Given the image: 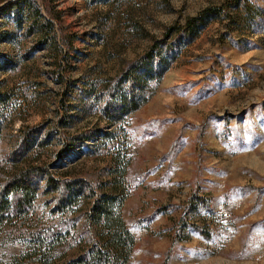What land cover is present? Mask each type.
Returning a JSON list of instances; mask_svg holds the SVG:
<instances>
[{"label": "rangeland", "instance_id": "rangeland-1", "mask_svg": "<svg viewBox=\"0 0 264 264\" xmlns=\"http://www.w3.org/2000/svg\"><path fill=\"white\" fill-rule=\"evenodd\" d=\"M9 1L0 0V189L34 167L36 190L1 216L0 264H42L47 251L59 264L96 241L84 213L117 154L128 160L116 208L132 237L125 264H264V0H34L54 15L64 58L29 20L15 26L1 10ZM211 5L231 18L177 29ZM131 69L140 80L124 83ZM119 87L134 88L135 110L119 113ZM34 126L49 140L22 148ZM80 133L90 135L62 155ZM47 179L79 185L80 210L61 212L63 187L48 192Z\"/></svg>", "mask_w": 264, "mask_h": 264}, {"label": "trees", "instance_id": "trees-1", "mask_svg": "<svg viewBox=\"0 0 264 264\" xmlns=\"http://www.w3.org/2000/svg\"><path fill=\"white\" fill-rule=\"evenodd\" d=\"M233 6L238 5V1L232 2ZM2 11L12 12L16 14L14 23L15 26H20L22 19L29 20L28 30H32L38 36V39L45 46H49L54 53V57L58 58L61 54L64 58L66 53L63 54L62 48L60 47L59 40L54 31V15L51 13L49 15H43L39 5L34 0H12L7 2L1 7ZM26 12L24 17L22 15ZM23 13V14H22ZM223 14L227 19L231 18V14L224 11V8L217 5L207 6L201 9L196 15L187 18L182 26L177 28L180 29L184 35H190L192 30H196V27L203 25L208 19L212 17H217ZM168 30H172L170 27ZM157 41V40H156ZM155 41V42H156ZM154 42V43H155ZM158 42V41H157ZM152 44L150 50L156 47V44ZM64 44V43H63ZM151 51L148 53V60L151 57ZM144 66V65H143ZM147 69H150V66H146ZM136 69H131L122 76V81L131 82V84L137 83L140 80V77L136 75ZM115 91L114 96L111 99L116 98V102L120 104L119 113L126 111L135 110L138 107L139 102L135 101L133 98L134 88H131V94L125 93L121 87ZM5 95L0 94V106L7 101H9V96L7 93V100ZM1 109V108H0ZM109 110V109H108ZM108 110H105V115L108 120L115 119ZM4 110H0V119L1 114ZM113 112V111H112ZM79 135L69 137L63 141L61 147V154H69L74 147L75 141L82 142L89 137L90 134ZM110 133L105 132L103 136H108ZM49 139H41L39 136L38 126L28 128L23 135V146L22 148L30 149L33 144H38L43 146L47 143ZM23 150V149H22ZM128 165V160L119 154L115 155L111 159V163L108 166V173L110 179L101 182L99 185V197H97L93 204L88 208V212L85 210V223L88 224L89 221L96 226V241L89 242L82 250H80L76 255L71 257L68 260L61 261L59 264H125L129 252V247L132 243L131 235L124 229L120 214L116 210L119 206L121 199V178L126 173V168ZM35 169L30 167V169L20 170L18 173L12 174L10 178L7 179L5 185L0 189V219L3 216V213L7 211H17L20 212L24 210L23 208L27 205H30L32 202V197L35 194L34 186H32V180L30 176V170ZM46 190L49 192L51 190L58 189V186H62V190L58 192L56 206L61 212L67 208H71L72 212L76 213L77 209L80 210L78 203V194L81 190L79 185L75 183H67L66 181H54L53 179H47ZM59 182V183H58ZM36 184V182H33ZM76 189V190H75ZM11 195V198L7 195ZM199 200V199H198ZM197 200V201H198ZM197 201H194V203ZM13 202V205L11 204ZM199 206V205H198ZM209 205H205L208 209ZM193 209L197 210L193 204ZM204 234L208 231L205 228L206 224L203 223ZM59 238V235L52 237V240L48 242L50 245L49 249L60 243L56 241ZM39 246H43L42 243ZM50 252H42L41 257L39 258L42 264H49L47 258L49 257ZM61 257H59V260Z\"/></svg>", "mask_w": 264, "mask_h": 264}]
</instances>
